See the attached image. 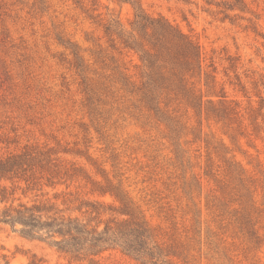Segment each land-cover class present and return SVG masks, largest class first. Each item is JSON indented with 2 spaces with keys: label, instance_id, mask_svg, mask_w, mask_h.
Returning <instances> with one entry per match:
<instances>
[{
  "label": "rangeland",
  "instance_id": "374dc122",
  "mask_svg": "<svg viewBox=\"0 0 264 264\" xmlns=\"http://www.w3.org/2000/svg\"><path fill=\"white\" fill-rule=\"evenodd\" d=\"M138 8L198 44L188 86L212 105L142 100L139 53L106 32L130 30ZM10 154L32 181L0 182L16 203L127 218L120 191L166 264H264V0H0V158ZM34 258L141 264L119 249L73 259L0 223V264Z\"/></svg>",
  "mask_w": 264,
  "mask_h": 264
},
{
  "label": "trees",
  "instance_id": "16d2710c",
  "mask_svg": "<svg viewBox=\"0 0 264 264\" xmlns=\"http://www.w3.org/2000/svg\"><path fill=\"white\" fill-rule=\"evenodd\" d=\"M106 32L117 35L126 48L139 53L142 61L139 90L148 107L158 109L161 98L170 100L173 95L194 107L201 108L204 103L212 105L211 99L204 100V95L197 96L188 86L189 79L202 69L200 47L165 18L152 17L138 8L130 30L110 22ZM28 167L23 154L0 158V182L17 179L30 189ZM111 192L123 205L122 214L127 218H98L101 204H91L94 209L85 213L96 212L97 216L84 219L56 208L49 201L35 199L31 203H16L15 190L0 183V223L9 225L23 237L46 241L77 260L119 249L141 264H166L169 253L157 243L152 229L129 210L128 201L120 191ZM28 264L43 262L34 258Z\"/></svg>",
  "mask_w": 264,
  "mask_h": 264
}]
</instances>
